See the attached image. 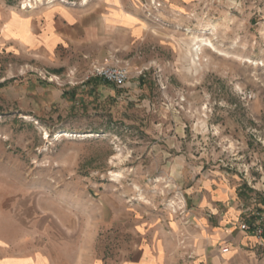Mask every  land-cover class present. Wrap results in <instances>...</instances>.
<instances>
[{"label":"rangeland","instance_id":"rangeland-1","mask_svg":"<svg viewBox=\"0 0 264 264\" xmlns=\"http://www.w3.org/2000/svg\"><path fill=\"white\" fill-rule=\"evenodd\" d=\"M66 2L0 0V235L53 264H133L145 223L173 219L171 263L208 264L190 215L205 187L236 189L238 230L264 212V0H120V40L94 29L63 62L4 39L10 17Z\"/></svg>","mask_w":264,"mask_h":264},{"label":"crops","instance_id":"crops-1","mask_svg":"<svg viewBox=\"0 0 264 264\" xmlns=\"http://www.w3.org/2000/svg\"><path fill=\"white\" fill-rule=\"evenodd\" d=\"M66 1L10 17L4 29V39L19 44L20 48L36 51L40 57H52L61 62L66 61L69 54L81 53V47L91 40L94 29L111 30L120 40V0H105L104 3L86 7ZM226 185L227 181L221 182L214 190L205 187L196 196V205L201 209L210 203L215 207H212L214 211L208 215H203L199 207L190 213L195 222L191 240L196 245L195 255L200 262L247 264V258H255L259 248L264 253V247L257 244L256 237L237 229L241 219L239 199L236 189ZM253 218L251 216L248 220ZM137 222L142 224L141 220ZM145 226L150 232V244L147 248H139L141 259L133 264H172L173 259L169 254L171 239L181 228L179 223L173 219L161 222L155 218L145 223ZM18 245L19 248L14 247V244L0 235V264H53L50 253L45 250L30 249L23 246L22 241ZM210 247L215 248L212 250ZM220 247H229V250L220 254ZM238 260L239 263H234ZM90 264L102 263L92 261Z\"/></svg>","mask_w":264,"mask_h":264},{"label":"built area","instance_id":"built-area-1","mask_svg":"<svg viewBox=\"0 0 264 264\" xmlns=\"http://www.w3.org/2000/svg\"><path fill=\"white\" fill-rule=\"evenodd\" d=\"M90 74L104 81L113 83L116 86L122 85L129 78L128 68L120 65H102L94 63L92 64ZM248 211L250 212L248 218L251 216H254V218L252 220H243L239 224V229L256 237L257 244L264 247V212L256 209H250ZM228 250V247H223L221 253H226Z\"/></svg>","mask_w":264,"mask_h":264},{"label":"bare ground","instance_id":"bare-ground-1","mask_svg":"<svg viewBox=\"0 0 264 264\" xmlns=\"http://www.w3.org/2000/svg\"><path fill=\"white\" fill-rule=\"evenodd\" d=\"M87 0H83V3H86ZM213 45L210 40L203 38H196L195 42L190 44L191 50H193L197 55L201 52L203 47ZM81 135V134H80ZM60 135H57L59 137Z\"/></svg>","mask_w":264,"mask_h":264}]
</instances>
